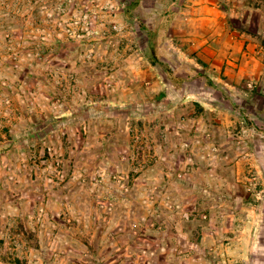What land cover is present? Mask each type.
I'll return each instance as SVG.
<instances>
[{
  "label": "rangeland",
  "instance_id": "rangeland-1",
  "mask_svg": "<svg viewBox=\"0 0 264 264\" xmlns=\"http://www.w3.org/2000/svg\"><path fill=\"white\" fill-rule=\"evenodd\" d=\"M234 2L0 0V264H264V13Z\"/></svg>",
  "mask_w": 264,
  "mask_h": 264
},
{
  "label": "crops",
  "instance_id": "crops-1",
  "mask_svg": "<svg viewBox=\"0 0 264 264\" xmlns=\"http://www.w3.org/2000/svg\"><path fill=\"white\" fill-rule=\"evenodd\" d=\"M236 1H238V0H236ZM231 7L234 8V11L236 13L242 12V10L244 8L252 11L251 13H254L255 10H257L261 13H264V0H260L259 2H258V0H245V2H243V5H242V2L241 3H235L234 2V3H232ZM247 13L249 14L250 12L247 11ZM262 28L264 29V25L262 26ZM201 253H203V252H201ZM210 264H213V263H210Z\"/></svg>",
  "mask_w": 264,
  "mask_h": 264
},
{
  "label": "trees",
  "instance_id": "trees-1",
  "mask_svg": "<svg viewBox=\"0 0 264 264\" xmlns=\"http://www.w3.org/2000/svg\"><path fill=\"white\" fill-rule=\"evenodd\" d=\"M177 82L179 83H183V80L182 79H179V78H176Z\"/></svg>",
  "mask_w": 264,
  "mask_h": 264
}]
</instances>
